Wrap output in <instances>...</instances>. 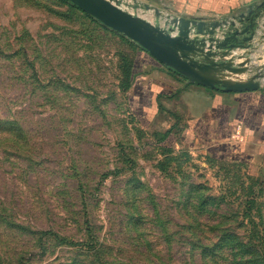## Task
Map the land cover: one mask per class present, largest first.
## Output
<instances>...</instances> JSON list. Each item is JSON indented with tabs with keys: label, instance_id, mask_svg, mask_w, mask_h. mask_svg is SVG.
Returning a JSON list of instances; mask_svg holds the SVG:
<instances>
[{
	"label": "rangeland",
	"instance_id": "374dc122",
	"mask_svg": "<svg viewBox=\"0 0 264 264\" xmlns=\"http://www.w3.org/2000/svg\"><path fill=\"white\" fill-rule=\"evenodd\" d=\"M139 48L61 0H0V264H229L201 254L223 232L264 259V166L159 143Z\"/></svg>",
	"mask_w": 264,
	"mask_h": 264
},
{
	"label": "crops",
	"instance_id": "0c3cea01",
	"mask_svg": "<svg viewBox=\"0 0 264 264\" xmlns=\"http://www.w3.org/2000/svg\"><path fill=\"white\" fill-rule=\"evenodd\" d=\"M143 7H151L150 21L164 25L166 15H183L204 20L226 19L246 14L264 0H140ZM146 18V17H145ZM255 27L251 46L236 49L238 54L251 58L255 66L264 64V6L255 13ZM244 22H247L245 19ZM138 52L152 72L144 74L150 80L153 112L167 114L164 121L171 129V138L183 132L193 149L208 151L222 160H240L246 167L264 166V83L256 90L224 92L196 83L159 64L144 50ZM251 51V52H250ZM229 58V55L228 57ZM234 62H245L235 58ZM235 75V74H234ZM233 75V76H234ZM171 87H167V86ZM173 86V87H172ZM186 127V128H185ZM175 142V141H174Z\"/></svg>",
	"mask_w": 264,
	"mask_h": 264
},
{
	"label": "water",
	"instance_id": "95a60500",
	"mask_svg": "<svg viewBox=\"0 0 264 264\" xmlns=\"http://www.w3.org/2000/svg\"><path fill=\"white\" fill-rule=\"evenodd\" d=\"M69 2L138 44L159 64L187 82L224 92L256 90L264 83V64L255 66L250 57L236 51L251 46L260 21L254 20L252 10L230 20L166 15L164 25H160L122 7L119 0ZM263 6L264 1L256 6L257 11ZM236 57L245 58V62H234Z\"/></svg>",
	"mask_w": 264,
	"mask_h": 264
},
{
	"label": "trees",
	"instance_id": "16d2710c",
	"mask_svg": "<svg viewBox=\"0 0 264 264\" xmlns=\"http://www.w3.org/2000/svg\"><path fill=\"white\" fill-rule=\"evenodd\" d=\"M61 1L64 3H67L70 7L77 9L83 15H85L86 17H88L92 21L99 24L101 27L108 29V30L120 35V36H123L122 34L104 26L103 24L98 22L96 19H94L93 17L88 15L87 13L81 11L77 6L70 3L69 0H61ZM250 10H252L254 12V14L257 12L256 7H252V8H250ZM139 49L143 50L142 48H139ZM131 69H132L131 67L127 68V71H126L127 80L129 78H131V79L133 78V74H132ZM174 73H176V72H174ZM170 135H171V129H167L166 131L161 133V135L158 139V142L159 143L164 142L165 144H167L166 141L169 142ZM217 200L218 199L212 198V197H203V199L200 200L199 205H200V207H203L204 205H207V204H210L213 202H217ZM234 237H235V235L230 233V232H223L222 234H220L218 239H217V241H218L217 243L213 244L211 247L204 246L201 248V254H202L203 258H204V256L207 258V257H211V255L217 254L216 249H220V250L225 249V252H229V254L232 256V260H231V262H229V264H264V259H263V257H261L259 255L258 249L251 247V246H246L241 242L231 243V241H232V239H234Z\"/></svg>",
	"mask_w": 264,
	"mask_h": 264
},
{
	"label": "built area",
	"instance_id": "2783aa9c",
	"mask_svg": "<svg viewBox=\"0 0 264 264\" xmlns=\"http://www.w3.org/2000/svg\"><path fill=\"white\" fill-rule=\"evenodd\" d=\"M119 2H120V5L122 4V0H119ZM132 12V11H131ZM134 13V12H133ZM135 14H137V13H135ZM143 17V16H142ZM264 26V25H263Z\"/></svg>",
	"mask_w": 264,
	"mask_h": 264
}]
</instances>
